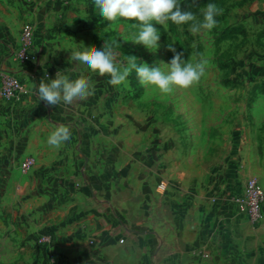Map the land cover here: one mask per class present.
Listing matches in <instances>:
<instances>
[{
  "label": "rangeland",
  "instance_id": "obj_1",
  "mask_svg": "<svg viewBox=\"0 0 264 264\" xmlns=\"http://www.w3.org/2000/svg\"><path fill=\"white\" fill-rule=\"evenodd\" d=\"M214 2L221 12L212 30L193 33L189 30L191 22L171 26L168 20L166 27L157 25L160 47L153 51L142 43L119 37L123 34L129 38L136 31L132 25L139 23L138 19L109 22L99 16L92 0H70L80 13L78 31L86 44L80 54L93 47L102 49L105 41L115 39L120 60L132 55L137 64H160L165 69V63H170L176 53H182L185 62L196 63L202 58L208 61L199 82L186 89L176 87L170 94L142 85L134 70L126 86H115L109 82L108 74L102 76L85 68L82 79L91 82L94 95L84 101L102 120L112 121L110 129L99 128L98 134L115 137L121 153H133L138 158V223L150 220L156 224L159 213L174 200L180 186L189 184L206 192L215 207L226 200L235 206L232 196L238 192L237 186L252 178L245 174L253 172L259 163L257 157L264 153V145L256 142L259 138L255 136L253 113L255 106L264 107V0ZM206 6L195 13L198 20L203 19ZM27 49L33 51V60L38 62V50L32 41L22 38L21 32L16 58L25 62L23 54ZM4 72L14 73L0 71V87ZM3 101L0 96V238L8 234L10 240L7 248H2L0 241V264H63L64 258L47 257L41 251L54 241V231L36 234L30 229L22 202H28L24 190L34 166L25 172L22 163L28 155L13 157L14 130L6 125L11 118L2 115ZM9 147L11 154L7 153ZM48 233L53 234L51 240H43ZM13 234H21L20 241L13 240ZM35 236L39 239L34 241ZM22 248L35 252L31 258L28 252L17 258L14 253ZM2 250L7 253L2 254ZM128 253L124 249L108 251L101 258L88 256L73 263L126 264ZM157 263V256H152V264Z\"/></svg>",
  "mask_w": 264,
  "mask_h": 264
},
{
  "label": "crops",
  "instance_id": "obj_2",
  "mask_svg": "<svg viewBox=\"0 0 264 264\" xmlns=\"http://www.w3.org/2000/svg\"><path fill=\"white\" fill-rule=\"evenodd\" d=\"M80 21L70 0H0V39L5 43L0 71L14 72L25 86L20 101H3L2 115L11 118L6 125L14 130L13 157L31 155L36 160L24 190L28 202L22 207L31 231H54V241L41 251L64 258L63 264L123 249L129 252L126 264H152L155 255L157 264H264V230L248 224L235 203L226 200L215 207L206 192L191 184L180 186L156 224L138 223V158L121 153L115 137L97 132L110 129L112 121L102 120L84 99L56 109L39 99L36 88L41 79L58 73L71 82L84 77L85 68L72 62L86 45L78 31ZM25 24L34 29L31 41L38 62L25 63L15 56ZM253 113L256 142L264 145V107L255 106ZM60 128L71 132V143L59 151L49 149L50 138ZM257 159L253 172L245 175L257 177L264 186V153ZM15 238L20 241L21 234H13ZM9 240L3 234L1 247L7 248ZM17 251V258L23 252L31 258L35 252Z\"/></svg>",
  "mask_w": 264,
  "mask_h": 264
},
{
  "label": "clouds",
  "instance_id": "obj_3",
  "mask_svg": "<svg viewBox=\"0 0 264 264\" xmlns=\"http://www.w3.org/2000/svg\"><path fill=\"white\" fill-rule=\"evenodd\" d=\"M92 4L99 16L109 22H116L121 18L138 19L132 28L136 31L124 40L142 43L150 50H157L160 45L161 31L157 25L166 27L165 22L170 20L176 25H186L191 22L190 31L199 32L201 29L212 30L216 24V17L221 9L215 2H209L203 10V19L198 20L191 10L184 9L179 0H92ZM117 40L105 41L102 49L91 48L84 54L72 56V62L98 72L100 75L108 74L110 83L115 86L127 84L128 77L134 70L139 81L144 86H155L161 93L170 94L176 87L189 88L199 82L205 75L207 59H201L196 63L185 62L182 53H176L167 69L160 64L152 66L145 62L136 63V56L128 55L126 60L118 59L116 48ZM169 47H172L169 45ZM173 51L175 49L173 48ZM40 100L56 109L60 106L70 107L94 93V88L88 79L71 82L61 78V73L56 78L48 76L42 80L36 88ZM72 141V134L65 128H60L48 143V148L59 151Z\"/></svg>",
  "mask_w": 264,
  "mask_h": 264
},
{
  "label": "built area",
  "instance_id": "obj_4",
  "mask_svg": "<svg viewBox=\"0 0 264 264\" xmlns=\"http://www.w3.org/2000/svg\"><path fill=\"white\" fill-rule=\"evenodd\" d=\"M34 36L31 24H25L22 29V38L30 42ZM5 51V43L0 39V55ZM25 63H33V51L24 50ZM25 92L23 80L15 73L4 72L0 87V96L7 102H18ZM36 163L33 156L28 155L22 163L23 171H29ZM232 199L248 224L264 230V186L257 177L246 181L240 191L233 194ZM53 234L43 236V240L50 241ZM124 242V239H121Z\"/></svg>",
  "mask_w": 264,
  "mask_h": 264
},
{
  "label": "trees",
  "instance_id": "obj_5",
  "mask_svg": "<svg viewBox=\"0 0 264 264\" xmlns=\"http://www.w3.org/2000/svg\"><path fill=\"white\" fill-rule=\"evenodd\" d=\"M216 0H179L180 5L186 9L191 10L196 13L201 7L207 5L209 2H214ZM171 26H176L172 21H170Z\"/></svg>",
  "mask_w": 264,
  "mask_h": 264
}]
</instances>
